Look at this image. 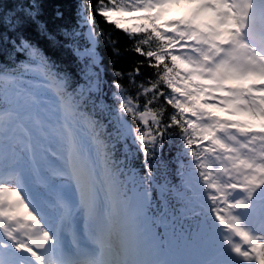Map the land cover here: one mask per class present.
Segmentation results:
<instances>
[{"label": "snow or ice", "instance_id": "obj_1", "mask_svg": "<svg viewBox=\"0 0 264 264\" xmlns=\"http://www.w3.org/2000/svg\"><path fill=\"white\" fill-rule=\"evenodd\" d=\"M42 12L0 0V264H264V0Z\"/></svg>", "mask_w": 264, "mask_h": 264}, {"label": "trees", "instance_id": "obj_2", "mask_svg": "<svg viewBox=\"0 0 264 264\" xmlns=\"http://www.w3.org/2000/svg\"><path fill=\"white\" fill-rule=\"evenodd\" d=\"M8 2H11V0H8ZM92 2L95 4L96 0H92ZM41 3L43 4L42 19L45 22L51 25L64 23L69 20L74 22L77 0H41ZM58 9L64 12L65 19L63 21L56 19L55 14ZM96 24L98 28L102 27L105 32H112L113 39H118L119 41L118 47L119 51L121 52L119 57L114 56L112 51L105 47L103 43L99 48V51L103 57L104 66L107 71V79L111 81L113 79L112 73L115 70L127 72L133 63L140 58L134 52L127 50L130 45L128 38L123 32H119L113 26L104 23V21L99 16L96 17ZM29 34L35 35L34 30Z\"/></svg>", "mask_w": 264, "mask_h": 264}, {"label": "bare ground", "instance_id": "obj_3", "mask_svg": "<svg viewBox=\"0 0 264 264\" xmlns=\"http://www.w3.org/2000/svg\"><path fill=\"white\" fill-rule=\"evenodd\" d=\"M184 11H185V9H173L172 11L169 12V14H168V16L166 18H168L170 16L172 18H176L179 15H183ZM0 58H2V57H0Z\"/></svg>", "mask_w": 264, "mask_h": 264}]
</instances>
